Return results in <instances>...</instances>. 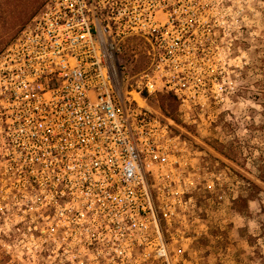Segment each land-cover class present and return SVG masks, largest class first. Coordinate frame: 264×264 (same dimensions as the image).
<instances>
[{"label": "built area", "instance_id": "obj_1", "mask_svg": "<svg viewBox=\"0 0 264 264\" xmlns=\"http://www.w3.org/2000/svg\"><path fill=\"white\" fill-rule=\"evenodd\" d=\"M229 2L45 0L0 51V212L46 264H172L169 245L201 233L196 177L221 189L229 171L198 133L220 129L246 64ZM161 94L194 134L149 106Z\"/></svg>", "mask_w": 264, "mask_h": 264}, {"label": "rangeland", "instance_id": "obj_2", "mask_svg": "<svg viewBox=\"0 0 264 264\" xmlns=\"http://www.w3.org/2000/svg\"><path fill=\"white\" fill-rule=\"evenodd\" d=\"M217 1L219 0H214V3ZM230 3L232 15H235L238 8L243 10L246 25V32L242 35L239 43L243 49L246 64L240 69V77L235 78V83L233 82L231 85L234 86V95L227 103L228 108L233 112L231 117L234 116L235 119L231 118L228 120L229 124L226 125L227 122L223 120L221 114L216 120L220 126L218 131H201L198 134L211 147L225 153L237 163L241 162L242 157L239 147L243 148L242 151H245L248 157L252 156V159L254 157L253 160L257 161L260 169L259 176L263 175L264 177V0H230ZM213 6L215 5L213 4ZM124 43L125 51L121 58L130 62L131 74H133L144 66L145 58L142 54V43L136 37L125 39ZM204 70L202 68V71ZM254 101L261 103L260 116L254 117L252 106ZM148 104L152 109L157 110L155 101L149 100ZM243 115L247 116L244 120L242 119ZM174 116L176 121L183 126V131L188 134L195 133L192 125L187 124L184 117H179L177 105ZM199 122L202 123V126H207L208 119L201 115ZM222 126H225L226 133L222 132ZM242 128H245V131H241ZM202 151L207 152L208 150L202 148ZM259 161H262L260 162L262 164ZM222 166L221 162L216 165L219 168ZM248 186L252 187L251 185ZM19 214L10 211L0 212V264H46L47 261L43 255L44 250L38 251L37 247L40 245L31 242L30 230L26 228V223L21 228L13 224L18 219ZM28 214L22 213L21 215L28 217ZM199 214L201 216L200 212ZM27 219L25 218L24 221ZM196 237L201 241V234ZM188 245L185 243L178 246L169 245L172 264L175 263L172 251L178 247L179 250L180 247H184L183 249L186 250Z\"/></svg>", "mask_w": 264, "mask_h": 264}, {"label": "crops", "instance_id": "obj_3", "mask_svg": "<svg viewBox=\"0 0 264 264\" xmlns=\"http://www.w3.org/2000/svg\"><path fill=\"white\" fill-rule=\"evenodd\" d=\"M260 105V102L252 103L254 117L260 116ZM231 115L230 109L222 114L226 125L228 120L235 119ZM246 117L243 115L242 119ZM221 128L226 133L225 126ZM197 139L208 150L212 164L221 162L228 168L229 178L219 189L202 184L201 175H197L193 197L202 220L195 231L201 232V241L195 237L181 242L189 245L186 250L178 247L172 251L174 264H264V177L259 176L257 161L239 147L242 157L237 163L203 138Z\"/></svg>", "mask_w": 264, "mask_h": 264}, {"label": "trees", "instance_id": "obj_4", "mask_svg": "<svg viewBox=\"0 0 264 264\" xmlns=\"http://www.w3.org/2000/svg\"><path fill=\"white\" fill-rule=\"evenodd\" d=\"M45 0H0V51L10 43L26 22L42 7ZM159 110L176 120L177 100L171 94L156 95Z\"/></svg>", "mask_w": 264, "mask_h": 264}]
</instances>
